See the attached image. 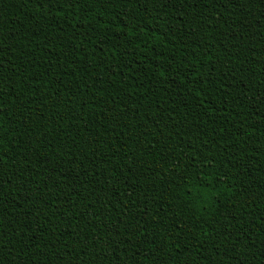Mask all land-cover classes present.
<instances>
[{"label": "trees", "instance_id": "1", "mask_svg": "<svg viewBox=\"0 0 264 264\" xmlns=\"http://www.w3.org/2000/svg\"><path fill=\"white\" fill-rule=\"evenodd\" d=\"M0 48V264H264V0H0Z\"/></svg>", "mask_w": 264, "mask_h": 264}, {"label": "snow or ice", "instance_id": "2", "mask_svg": "<svg viewBox=\"0 0 264 264\" xmlns=\"http://www.w3.org/2000/svg\"><path fill=\"white\" fill-rule=\"evenodd\" d=\"M27 2V0H26ZM37 5L41 8L45 6H54V5H60L61 7L63 4L68 3L69 7H74L77 4L81 2V0H35ZM86 2V0H85ZM128 3H132L133 0H127ZM182 3H188L189 7L195 6V4L198 2V0H181ZM229 3L232 2V0H228ZM174 0H161V6L166 7L169 4H173ZM125 15H127L125 13ZM122 32H124L123 29H121ZM127 32H124V35H127ZM0 51H3L2 48H0ZM0 68H3V63L0 62ZM7 95V94H4ZM3 104V96H0V106ZM3 113H0V118H2ZM63 119V117H61ZM113 131L115 129H112ZM119 135V134H118ZM3 140V125L0 123V142ZM72 163H75L73 160ZM205 166H201L200 168L196 169L195 171H189V169L196 168V165L189 162L188 166L182 170L176 172V177L171 181V183L176 184V188L180 189L179 196L177 197L180 200L181 207H188L190 211L193 213H206L208 208L211 207L213 200L215 197L219 195V193L215 192V185L213 184V181L217 179V177L213 176L210 172L204 171ZM207 168H211V161H208ZM93 176L98 175V170L93 169L92 173ZM113 175H115V170H113ZM105 179H108L107 176L104 177ZM76 180L83 179L82 176L74 177ZM113 192L115 195H119V193L115 192V189H113ZM3 197H4V191L3 187L0 186V203H3ZM39 199L43 200L44 197H39ZM15 203V201H13ZM91 207V205H88ZM79 215V214H77ZM122 215H127V211H125ZM146 215V213H145ZM93 216H95V212H93ZM133 219L139 220V217H133ZM199 219V217H198ZM123 222V221H121ZM42 225L37 224V231H39L40 228H42ZM112 228L117 231L119 234V226L118 225H112ZM111 230V229H110ZM175 230L177 233L183 231V229L180 228L179 225L175 226ZM171 231V229H170ZM137 233H139L141 236H144L145 239L141 240L140 243L142 244H151L153 247L151 248L150 252L145 254L144 259L145 261L148 260L149 256H154L159 253H164L163 247L156 246V238H153L151 240H148L146 237L152 235L150 232H148L147 227L144 226H136L135 231L130 234V236H135ZM7 235V233L2 232L0 230V247H3L4 238ZM35 235V233H34ZM115 243V241H113ZM125 240L121 239L120 244H124ZM203 244V241H201V246ZM56 242H53L51 245L53 248H55ZM131 239L129 238L128 241V251H131ZM66 246V245H65ZM99 247V240L93 241V248ZM175 247L178 249L180 248V244L177 243ZM119 245H117L115 251H120ZM169 250L171 251V246H169ZM103 251V250H102ZM40 253L43 254V250H40ZM71 254V253H69ZM137 256L141 255L139 248L136 249ZM97 259H102V252L96 254ZM0 261H2V256H0ZM29 264H33L32 261H29ZM155 264V262H153Z\"/></svg>", "mask_w": 264, "mask_h": 264}]
</instances>
